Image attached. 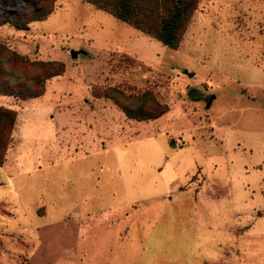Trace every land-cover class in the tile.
I'll return each mask as SVG.
<instances>
[{"label": "rangeland", "instance_id": "374dc122", "mask_svg": "<svg viewBox=\"0 0 264 264\" xmlns=\"http://www.w3.org/2000/svg\"><path fill=\"white\" fill-rule=\"evenodd\" d=\"M38 6L0 42L65 71L0 95V264H264V0H200L176 49L83 0H0V17ZM111 86L168 110L129 118L93 95Z\"/></svg>", "mask_w": 264, "mask_h": 264}, {"label": "trees", "instance_id": "16d2710c", "mask_svg": "<svg viewBox=\"0 0 264 264\" xmlns=\"http://www.w3.org/2000/svg\"><path fill=\"white\" fill-rule=\"evenodd\" d=\"M53 0H51L52 2ZM142 33L158 40L171 49L180 45L188 24L200 0H83ZM51 6H38L22 16L12 14L0 17V25L9 24L16 30L28 28L34 21L45 20ZM18 64H37L44 69L41 74L26 77ZM60 61H29L27 57L0 42V95L26 100L44 94L45 82L64 73ZM97 98L112 99L123 113L135 120L157 119L168 110V106L144 90L136 96L126 95L118 87H105L94 92ZM15 110L0 105V165L4 162L11 133L15 125Z\"/></svg>", "mask_w": 264, "mask_h": 264}, {"label": "water", "instance_id": "95a60500", "mask_svg": "<svg viewBox=\"0 0 264 264\" xmlns=\"http://www.w3.org/2000/svg\"><path fill=\"white\" fill-rule=\"evenodd\" d=\"M71 56H76L77 52L74 50L70 51ZM191 75V74H190ZM209 106V103H207V107Z\"/></svg>", "mask_w": 264, "mask_h": 264}, {"label": "crops", "instance_id": "0c3cea01", "mask_svg": "<svg viewBox=\"0 0 264 264\" xmlns=\"http://www.w3.org/2000/svg\"><path fill=\"white\" fill-rule=\"evenodd\" d=\"M194 17H193V21L195 22V18L197 17V14H195V12H194Z\"/></svg>", "mask_w": 264, "mask_h": 264}]
</instances>
